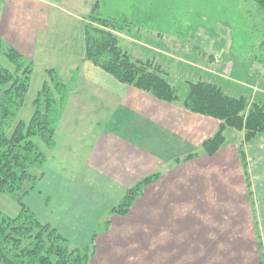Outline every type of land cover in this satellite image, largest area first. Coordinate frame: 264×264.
<instances>
[{"label": "crops", "instance_id": "0c3cea01", "mask_svg": "<svg viewBox=\"0 0 264 264\" xmlns=\"http://www.w3.org/2000/svg\"><path fill=\"white\" fill-rule=\"evenodd\" d=\"M56 4L0 2V40L71 87L51 150L73 155V172L43 173L25 205L76 248L88 247L95 234L89 264H259L264 135L243 144L247 188L238 154L242 133L227 129L225 144L206 155L202 144L216 133L217 120L117 82L84 60L85 48L73 50V40L65 51L45 43ZM153 174L158 179L125 216L109 213Z\"/></svg>", "mask_w": 264, "mask_h": 264}, {"label": "trees", "instance_id": "16d2710c", "mask_svg": "<svg viewBox=\"0 0 264 264\" xmlns=\"http://www.w3.org/2000/svg\"><path fill=\"white\" fill-rule=\"evenodd\" d=\"M264 11V0H252ZM84 60L113 77L117 82L146 92L165 103H176L193 114L219 121L213 137L202 144L203 152L212 156L226 142V130L243 134L238 146L246 186V162L243 143L264 134V103L249 102L245 97H231L219 87L204 82H187L182 94L170 85L158 66L132 60L119 46L114 32H123L129 25L119 15L102 18L96 3L84 21ZM12 69L0 65V194H14L28 185L19 196V214L6 217L0 212V264H88L94 254V238L84 249L72 244L55 228L41 221L23 202V197L41 180L45 154L35 139L51 149L55 128L63 114L71 92L68 83L60 80L57 71L47 70L45 81L32 102L33 114L27 124L18 121L25 104L33 71L32 63L0 40V57ZM188 158H191L189 156ZM187 158V159H188ZM186 159V160H187ZM39 173V174H38ZM158 174L150 175L130 187L110 214L125 216L145 186L154 183ZM249 193V192H248ZM109 225L104 223V230ZM259 264H264L261 259Z\"/></svg>", "mask_w": 264, "mask_h": 264}, {"label": "rangeland", "instance_id": "374dc122", "mask_svg": "<svg viewBox=\"0 0 264 264\" xmlns=\"http://www.w3.org/2000/svg\"><path fill=\"white\" fill-rule=\"evenodd\" d=\"M47 1L57 3L50 8V29L45 32L49 46L65 51L66 41L73 40V50L83 51L84 21L89 20L92 7L98 3L100 17L122 15L129 22L123 32H114L121 50L132 60L158 66L167 82L182 94L187 82H204L228 96L264 103V11L252 0ZM47 54L50 59L53 53L48 50ZM36 60L25 104L18 114V121L24 123L30 120L32 101L47 78L39 63L42 61ZM0 65L12 69L3 56ZM35 142L47 157L39 173L51 170L65 176L73 172V155L59 154V147L48 149L38 139ZM26 189L28 185L14 194H0L4 216L14 218L19 214L17 198Z\"/></svg>", "mask_w": 264, "mask_h": 264}]
</instances>
